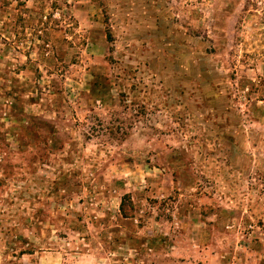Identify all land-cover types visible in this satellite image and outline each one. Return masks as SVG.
Masks as SVG:
<instances>
[{
	"label": "rangeland",
	"instance_id": "1",
	"mask_svg": "<svg viewBox=\"0 0 264 264\" xmlns=\"http://www.w3.org/2000/svg\"><path fill=\"white\" fill-rule=\"evenodd\" d=\"M0 264H264V0H5Z\"/></svg>",
	"mask_w": 264,
	"mask_h": 264
},
{
	"label": "trees",
	"instance_id": "2",
	"mask_svg": "<svg viewBox=\"0 0 264 264\" xmlns=\"http://www.w3.org/2000/svg\"><path fill=\"white\" fill-rule=\"evenodd\" d=\"M13 4V2H5V0H0V18H1V14L3 13V11H5L4 9H6L7 7H10Z\"/></svg>",
	"mask_w": 264,
	"mask_h": 264
}]
</instances>
